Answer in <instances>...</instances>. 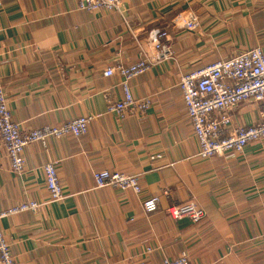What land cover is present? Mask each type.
I'll return each mask as SVG.
<instances>
[{"label":"crops","instance_id":"0c3cea01","mask_svg":"<svg viewBox=\"0 0 264 264\" xmlns=\"http://www.w3.org/2000/svg\"><path fill=\"white\" fill-rule=\"evenodd\" d=\"M0 2V87L13 120L30 130L93 117L81 137L29 144L21 174L0 140V210L39 203L1 222L20 264H162L182 253L190 264H264V140L199 158L178 85L218 60L264 51V0H124L120 11L95 13L77 0ZM191 12L201 24L194 32L180 19ZM155 29L167 32L174 58L129 80L133 95L152 104L119 120L107 105L124 97L123 78L104 72L136 63ZM260 111L236 107L232 126L257 123ZM48 163L59 171L60 201L50 200ZM99 171L136 175L142 192L97 188ZM155 195L159 209L146 213L143 202ZM190 202L205 211L202 220L172 216Z\"/></svg>","mask_w":264,"mask_h":264},{"label":"built area","instance_id":"2783aa9c","mask_svg":"<svg viewBox=\"0 0 264 264\" xmlns=\"http://www.w3.org/2000/svg\"><path fill=\"white\" fill-rule=\"evenodd\" d=\"M123 3L124 0H77L78 9L89 13L101 10L120 11ZM180 19L182 27L187 31L194 32L201 25L198 15L193 12ZM167 37L168 34L164 30L151 31V52L142 48L140 59L136 63L116 64L105 70L107 77L118 74L123 78L124 91V97L120 101L108 103V113L114 114L119 120L147 113L152 104L151 99L136 98L128 82L150 68L174 58V51L166 42ZM178 85L199 143V158L241 154L250 143L264 140V51L261 48L255 47L183 74ZM244 103L261 105L259 121L252 125L233 127L230 112ZM92 119V116H81L61 125L24 130L13 120L5 90L0 87V140L7 151L14 173L21 174L25 171L24 150L29 144L41 142L46 145L49 138L60 139L68 135L81 137L87 134ZM43 169L50 200L64 199L55 163H48ZM94 179L97 188L111 187L135 193L142 192L140 178L136 175L99 171L94 173ZM38 207L39 203L29 201L0 210L1 264H20L11 253L10 244L5 237L1 225L3 218L24 211H34ZM143 208L149 214L156 212L159 209V197L155 195L145 199ZM171 214L175 219L190 218L194 222L206 216L205 211L192 202L173 207ZM162 264H190V260L186 253H182L175 259L165 258Z\"/></svg>","mask_w":264,"mask_h":264}]
</instances>
